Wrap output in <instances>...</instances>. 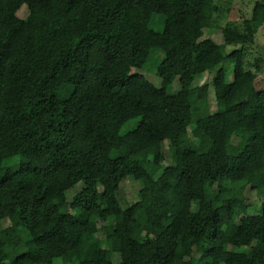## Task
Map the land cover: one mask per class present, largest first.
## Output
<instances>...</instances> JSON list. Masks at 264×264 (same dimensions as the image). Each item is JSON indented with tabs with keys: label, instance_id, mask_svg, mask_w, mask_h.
<instances>
[{
	"label": "trees",
	"instance_id": "trees-1",
	"mask_svg": "<svg viewBox=\"0 0 264 264\" xmlns=\"http://www.w3.org/2000/svg\"><path fill=\"white\" fill-rule=\"evenodd\" d=\"M207 1L0 0V264H264V3L216 42Z\"/></svg>",
	"mask_w": 264,
	"mask_h": 264
},
{
	"label": "rangeland",
	"instance_id": "rangeland-1",
	"mask_svg": "<svg viewBox=\"0 0 264 264\" xmlns=\"http://www.w3.org/2000/svg\"><path fill=\"white\" fill-rule=\"evenodd\" d=\"M255 1H259L264 3V0H208L205 6V13L211 15V29L207 31L206 36L211 37L216 42L222 41L221 36V27L223 25H228L232 30L243 33L245 31L244 21L250 18L251 10ZM27 14V10L23 7L19 12V17H25ZM252 26L254 27L253 33V43L249 45V55L248 59L253 61V57L258 58L257 63L260 64L261 70L257 73V77L255 79V87L256 92L259 97L262 96L264 91V24H259L257 22H252ZM157 30H161V27H156ZM159 52L154 50L150 53L148 58V67L145 70H139L136 68L131 69V73H142L153 85L159 87L161 84V80L158 76L154 74V68L157 66L159 62ZM231 78V75H228ZM210 75L203 73L201 75H197L193 79V84L201 85L209 81ZM179 88L178 82L174 81L170 87V92H175ZM213 90L209 91V105L211 110L215 109V99L213 96ZM163 148L165 150L168 149L167 142H164ZM170 162V156L166 153L164 164H168ZM83 184L79 182L71 187L67 193L66 197L70 200L75 193H77ZM139 189V183L135 177L127 178L123 180L120 184V189L118 192L119 198L123 204L132 203L137 200V191ZM246 197V205H247V213L245 215L246 218L258 219L261 217L260 207L262 200L258 199L255 196L253 189L247 188L245 192ZM121 203L122 206H124ZM0 224L3 226L8 225V221H3ZM100 237H103V234L98 233ZM11 259L14 258V255L10 256ZM112 262L113 264L119 263V254L113 252L112 253Z\"/></svg>",
	"mask_w": 264,
	"mask_h": 264
}]
</instances>
